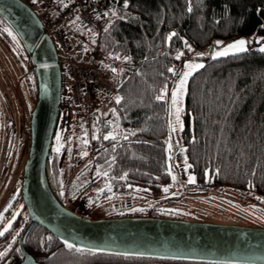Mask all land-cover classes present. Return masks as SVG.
I'll use <instances>...</instances> for the list:
<instances>
[{
  "label": "trees",
  "instance_id": "obj_1",
  "mask_svg": "<svg viewBox=\"0 0 264 264\" xmlns=\"http://www.w3.org/2000/svg\"><path fill=\"white\" fill-rule=\"evenodd\" d=\"M93 1L101 6L103 19L110 12L113 16L99 30L79 22L96 32L93 53L101 58V63L94 58L97 71L101 77L108 74L115 91L107 109V104L102 109L92 106L87 139L84 133L74 142L73 134L67 136L63 127L56 131L51 181L65 205V197L75 200L99 178L107 185L101 191L103 198L126 194L135 184L150 186L154 193L161 194L172 181L173 169L168 143L169 90L181 62L189 56L188 47L204 51L218 40L264 37V0ZM2 30L17 41L36 90L26 52L0 17V33ZM0 36L7 39V35ZM199 58L204 66L188 77L181 110V138L194 185L248 191L264 198V52L249 48L216 59ZM113 62L127 74L121 77L120 69L113 71ZM170 68L175 74L168 71ZM70 84L66 74V91ZM91 84L88 90L92 92ZM162 93L163 97L157 99ZM65 145V160L58 167ZM73 159L78 161L74 166ZM17 203L21 206L14 213ZM10 204L2 213L3 219L10 220L7 231H1L0 252L5 255L0 257V264L6 259L9 264H17L19 235L28 223L19 192ZM24 245L33 254L49 255L44 264H98L108 255L72 252L39 225L30 228Z\"/></svg>",
  "mask_w": 264,
  "mask_h": 264
},
{
  "label": "water",
  "instance_id": "obj_2",
  "mask_svg": "<svg viewBox=\"0 0 264 264\" xmlns=\"http://www.w3.org/2000/svg\"><path fill=\"white\" fill-rule=\"evenodd\" d=\"M0 17L22 44L36 84V97L28 121V146L16 190L28 218L18 239L20 257L17 264H44L50 257L33 254L25 248V236L33 225L46 229L65 246L72 245L66 247L81 255L108 254L106 257L123 261L143 259L151 263L264 264V226L139 215L91 218L64 205L51 181L53 139L63 105H71L70 92L65 88L64 61L52 35L24 0H0ZM216 45L203 51L205 58L210 57L212 50L223 47ZM193 60L203 59L195 57ZM176 78L169 90V133L171 93ZM66 150L61 152L58 167L64 163ZM171 151L175 170L173 145Z\"/></svg>",
  "mask_w": 264,
  "mask_h": 264
},
{
  "label": "rangeland",
  "instance_id": "obj_3",
  "mask_svg": "<svg viewBox=\"0 0 264 264\" xmlns=\"http://www.w3.org/2000/svg\"><path fill=\"white\" fill-rule=\"evenodd\" d=\"M66 2L68 0H60L54 3L52 6L54 12L65 7ZM34 9L38 10L36 7ZM63 31L70 45L69 55L72 59L79 61L73 58V56H76L77 58H82L80 60H86L89 54L95 50L93 47L97 44H92V42L96 32L87 30L76 17L68 19L65 22ZM0 34L7 35V39L5 40L0 36V222H3V226H0L1 232L8 227L10 220L8 218L3 219L2 213L11 205L10 203L17 195L16 190L20 184L23 161L28 146L29 115L35 101L36 90L33 87V78L29 73V64L24 60L23 52L17 41L3 30ZM240 39L246 41L244 46L246 50L264 47V37L262 36L241 37L235 41ZM228 41L218 40L216 46L223 47L212 50L210 56L214 55L216 51H223L227 45H230ZM188 52L189 56L181 62L176 72L177 78L174 88H177L181 74L189 71V69L184 67L186 63L195 65L202 63L201 61L193 60V58L204 56L202 54L203 51L197 49L189 50L188 47ZM235 52V50H229V54ZM94 53L96 54V52ZM94 55L90 59L95 58V60L97 59L101 63V58L97 54L95 57ZM198 68H193L191 73ZM93 87H90L92 92H88L89 111L87 114H83L76 107H71V105H67L66 107L63 105L61 110V118L57 130L63 127L67 131V136H72L73 134L74 142H77L79 137L85 134L84 138L87 139L88 134L91 133V128L89 127L92 106L94 105V108L98 106L102 109L107 104L105 108L107 109L111 103L112 98L110 95L104 94L103 91H99L96 88L95 90ZM185 88L186 84L178 105L180 108L179 124L176 122L177 105L172 103L171 96L172 124L170 133L168 134V143L170 155H172L171 145L174 148L173 159L175 170H171L172 181L165 188L166 191L164 190L161 194H156L150 186L135 184L126 194L103 198L101 191L107 185L104 184L102 178H99L93 181L75 200L65 197L64 202L70 209L91 218L152 215L222 224L264 226V198L248 191L214 187L202 188L194 185V175L188 168L185 148L181 138V110L184 102ZM69 97V102L72 103L71 96L69 95ZM68 116L69 123L67 124ZM65 148H67L66 145ZM11 152H15L16 155L13 156ZM12 156L13 160L10 159ZM77 162L76 159H73L71 161L72 166L77 164ZM71 169L72 173H74L75 168L72 167ZM189 177L193 178L192 182H189ZM207 194L208 196H206ZM18 206L20 207L21 205L17 203L16 209L13 208L14 213H16ZM98 264L152 263H149V260L145 262L128 261L127 263H123L116 262V259L109 260L106 257L102 258ZM185 264L193 263L188 262Z\"/></svg>",
  "mask_w": 264,
  "mask_h": 264
},
{
  "label": "built area",
  "instance_id": "obj_4",
  "mask_svg": "<svg viewBox=\"0 0 264 264\" xmlns=\"http://www.w3.org/2000/svg\"><path fill=\"white\" fill-rule=\"evenodd\" d=\"M35 7L39 9L38 17L44 27V29L52 34L53 40L57 45L59 52L65 60L66 69L70 77V91L73 104L83 114H87L88 108V84L94 83L95 86L105 92L106 94H112L115 91V86L108 81V76L101 77L98 73V63L92 59L89 62L75 61L69 56V46L67 39L62 30L57 29L61 22L70 13L69 11L74 8L72 13L78 20L88 28L99 30L104 22L100 19L102 13L101 6L94 1L84 3L81 0H69L70 3L63 7L61 10L56 11L54 14H50L53 9L54 3L60 0H28ZM120 69L117 62L112 63V70L116 71ZM121 77L127 74V70L121 67Z\"/></svg>",
  "mask_w": 264,
  "mask_h": 264
},
{
  "label": "snow or ice",
  "instance_id": "obj_5",
  "mask_svg": "<svg viewBox=\"0 0 264 264\" xmlns=\"http://www.w3.org/2000/svg\"><path fill=\"white\" fill-rule=\"evenodd\" d=\"M33 2H35V0H33ZM125 7H127V2H125ZM105 31H107V29H105ZM9 35H11V33H9ZM172 35H175V33H173ZM171 37H169L170 39ZM245 43L246 41L244 39H240L238 41H235L233 42L232 44L230 45H227L223 51H216L214 55H212V59H216L217 57H220V56H225V55H228L229 54V50H235L236 52H243L245 51ZM189 50H191L189 48ZM261 52H264V47L260 48L259 49ZM177 59H179V55L177 56ZM204 65L200 64V65H195V64H190V63H186L184 65L185 68L189 69L188 72H184L181 74L180 76V79H179V84L177 86V88H174L172 90V93H171V96H172V103L174 105H177L176 107V122L177 124L180 123V116H179V113H180V108H179V103H180V97L181 95L183 94V91H184V87H185V84L187 82V78L191 75V70L193 68H197V67H203ZM169 72H173L174 73V70L173 69H168ZM163 97V93L161 94V96L157 97V99H161ZM117 103H119V98L117 97ZM95 138V137H93ZM110 137L109 136H105L104 139H109ZM112 139H115V137H111ZM86 155V153H85ZM190 167V166H189ZM105 175H107V173H105ZM123 178V177H122ZM173 179H175V177H173ZM193 181V178L192 177H189V182H192ZM166 191V189H165ZM5 231H7V229H5ZM4 233L3 232H0V236H2ZM67 247L71 248L72 245L68 244L66 245ZM5 255V253L3 252H0V257H3Z\"/></svg>",
  "mask_w": 264,
  "mask_h": 264
},
{
  "label": "flooded vegetation",
  "instance_id": "obj_6",
  "mask_svg": "<svg viewBox=\"0 0 264 264\" xmlns=\"http://www.w3.org/2000/svg\"><path fill=\"white\" fill-rule=\"evenodd\" d=\"M18 134V133H17ZM11 154L14 156V155H16L15 154V152L13 153V152H11ZM13 156L10 158L11 160H13ZM11 164V163H10ZM12 167V166H11ZM9 262V260L8 259H6L5 261H4V264H9L8 263ZM131 262H145L143 259H138V260H134V261H131ZM149 263H151V262H149ZM153 263H157V264H169V263H176V264H185L184 262H157V261H155V262H153Z\"/></svg>",
  "mask_w": 264,
  "mask_h": 264
},
{
  "label": "bare ground",
  "instance_id": "obj_7",
  "mask_svg": "<svg viewBox=\"0 0 264 264\" xmlns=\"http://www.w3.org/2000/svg\"><path fill=\"white\" fill-rule=\"evenodd\" d=\"M118 80V79H117Z\"/></svg>",
  "mask_w": 264,
  "mask_h": 264
}]
</instances>
